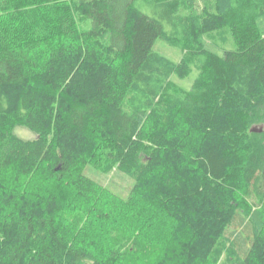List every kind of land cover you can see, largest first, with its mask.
Masks as SVG:
<instances>
[{
    "label": "trees",
    "instance_id": "obj_1",
    "mask_svg": "<svg viewBox=\"0 0 264 264\" xmlns=\"http://www.w3.org/2000/svg\"><path fill=\"white\" fill-rule=\"evenodd\" d=\"M223 27L220 54L204 36ZM0 186V264H128L145 236L165 240L157 264H214L222 241L264 264V0H0Z\"/></svg>",
    "mask_w": 264,
    "mask_h": 264
},
{
    "label": "rangeland",
    "instance_id": "obj_2",
    "mask_svg": "<svg viewBox=\"0 0 264 264\" xmlns=\"http://www.w3.org/2000/svg\"><path fill=\"white\" fill-rule=\"evenodd\" d=\"M62 4H66L70 7L73 3L77 2V0H60ZM26 5V4H25ZM35 5V4H33ZM34 7V6H33ZM204 11H209V12H214V6L212 5H205L203 3L198 4L197 6V12L198 13H203ZM54 14H51V17H53ZM54 19H51V21L48 22V30H54V24L57 23L56 17H53ZM20 27V26H19ZM37 27L34 25L31 26H25L23 30H34L33 28ZM77 27H79L80 30L83 32L87 31V27L81 26L79 23H77ZM204 41L207 42V47H209L212 50H215L216 52L223 54L224 50H234L236 49V44L232 36V31L229 27H223L218 30H214L211 32H208L204 36ZM211 44V45H210ZM213 45L215 47H213ZM154 48L158 51H160L163 55L166 57L174 60V61H180L182 54L179 49L170 46L166 42L162 40H157L155 43ZM199 70L196 66L193 67L192 74L183 80H175L180 86L189 89L195 78L198 76ZM16 133L18 134L19 137L23 139H33L36 137V135L31 132L30 130L26 128H18L16 130ZM86 175L93 179H97L100 183H102L104 186L110 188L112 191L115 193L121 195V196H127L129 193V190L132 186V180L124 176L121 172L119 171H114L108 175H97L96 178L94 177L95 174H97V171L95 170L94 167L88 166L85 171ZM4 178V176L2 177ZM1 178V180H2ZM25 181H23L22 184H24ZM22 184L20 185V189L22 190ZM9 188V186H0L2 189ZM64 188V189H63ZM60 189L62 190V195L66 196V192L68 189L65 187H61ZM244 198L247 202L248 205L251 206H259L261 204V201L255 194L251 192H246L244 193ZM62 203V202H61ZM64 206V204L62 203ZM66 218L72 219L75 216H80L82 217L83 222L82 226L84 225V222L86 221V216L84 213L82 214L80 211L76 210L73 211L71 214L67 213ZM102 227H104L105 230L108 229V226L106 224L100 223ZM123 226V225H121ZM127 234L121 230V232L118 233V237L122 240H125L127 238ZM120 240V241H121ZM154 240L158 241L157 243H152L151 238L149 236H145L142 240H136L135 237L130 238L129 240L127 239V242L123 244V253L126 254L127 257V262L128 264H157V262L160 259H163V254L165 250L163 251V246L165 243V240L154 238ZM122 242V241H121ZM150 243L151 245L147 244ZM153 244V245H152ZM215 263L214 264H232L231 259L228 255L227 249L225 248V242L222 241L219 245V248L213 257Z\"/></svg>",
    "mask_w": 264,
    "mask_h": 264
},
{
    "label": "water",
    "instance_id": "obj_3",
    "mask_svg": "<svg viewBox=\"0 0 264 264\" xmlns=\"http://www.w3.org/2000/svg\"><path fill=\"white\" fill-rule=\"evenodd\" d=\"M253 131H257L256 129H253ZM261 131V130H260Z\"/></svg>",
    "mask_w": 264,
    "mask_h": 264
}]
</instances>
